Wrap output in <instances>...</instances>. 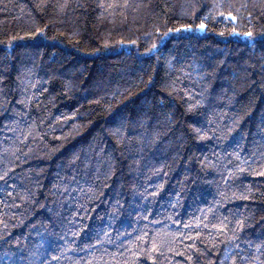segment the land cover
Masks as SVG:
<instances>
[{"label": "trees", "instance_id": "1", "mask_svg": "<svg viewBox=\"0 0 264 264\" xmlns=\"http://www.w3.org/2000/svg\"><path fill=\"white\" fill-rule=\"evenodd\" d=\"M0 264H264V0H0Z\"/></svg>", "mask_w": 264, "mask_h": 264}]
</instances>
